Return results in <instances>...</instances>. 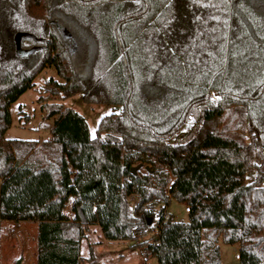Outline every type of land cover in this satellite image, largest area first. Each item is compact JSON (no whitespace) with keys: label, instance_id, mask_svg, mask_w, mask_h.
I'll return each instance as SVG.
<instances>
[{"label":"trees","instance_id":"trees-1","mask_svg":"<svg viewBox=\"0 0 264 264\" xmlns=\"http://www.w3.org/2000/svg\"><path fill=\"white\" fill-rule=\"evenodd\" d=\"M47 66L49 99L117 107L95 136L57 104L48 139L5 137ZM6 221L37 223L36 264H96L91 225L110 241L154 228L145 262L221 264V242L264 264V0H0V240Z\"/></svg>","mask_w":264,"mask_h":264},{"label":"rangeland","instance_id":"rangeland-1","mask_svg":"<svg viewBox=\"0 0 264 264\" xmlns=\"http://www.w3.org/2000/svg\"><path fill=\"white\" fill-rule=\"evenodd\" d=\"M25 48L27 44H23ZM50 78L61 81L52 66L45 67L33 80V86L27 89L10 107L11 125L5 132L8 139L46 140L50 137V129L55 117H49L48 112L54 105L61 104L63 108H70L81 114L87 121L91 136H95L99 119L106 114L117 110V107L108 104H87L82 101L81 94L64 99H49L45 92V84ZM145 171L144 167L142 168ZM75 198L71 195L63 204L62 215L69 220H76L72 209ZM132 206V204H131ZM186 205L171 200L165 209L167 216L175 220L186 219L184 212ZM70 213V214H69ZM29 225L18 227V230L3 228L0 240V264H22L25 259L30 262L35 257L34 229L37 232V223L27 222ZM155 237V229L145 235H134L133 240L110 241L103 238L100 227L91 225L81 240L80 254L84 259L92 257L96 264H144L142 248L138 243ZM222 264H237L233 261L234 248L231 245L221 244ZM93 253V254H92ZM235 256V255H234ZM157 264L156 259H149ZM81 264H88L81 262Z\"/></svg>","mask_w":264,"mask_h":264},{"label":"crops","instance_id":"crops-1","mask_svg":"<svg viewBox=\"0 0 264 264\" xmlns=\"http://www.w3.org/2000/svg\"><path fill=\"white\" fill-rule=\"evenodd\" d=\"M70 214V213H69ZM63 219H65V220H68L69 221V219H66L64 216H63ZM24 225H29L30 226V224H27V222H21V223H19V224H17V223H14V222H12V221H6L5 223H4V226L5 227H8L9 229H14V230H18V227H23ZM33 238L35 239V237H36V231H35V229H34V234H33ZM221 242H219L218 243V245H219V249H220V247H221ZM231 247H233L235 250H234V253H233V258H234V255L238 252V247H237V245H231ZM36 252V251H35ZM220 258H221V250H220ZM233 261H236L235 259H233ZM22 264H36V256L33 258V261H29L28 259H25L23 262H22ZM221 264H222V259H221Z\"/></svg>","mask_w":264,"mask_h":264},{"label":"water","instance_id":"water-1","mask_svg":"<svg viewBox=\"0 0 264 264\" xmlns=\"http://www.w3.org/2000/svg\"><path fill=\"white\" fill-rule=\"evenodd\" d=\"M15 44L17 50H20L21 53H24L23 50L20 49V36L15 37ZM139 168V165L132 167V171L135 172ZM144 169H148V166H145ZM148 223H151V219H148Z\"/></svg>","mask_w":264,"mask_h":264},{"label":"built area","instance_id":"built-area-1","mask_svg":"<svg viewBox=\"0 0 264 264\" xmlns=\"http://www.w3.org/2000/svg\"><path fill=\"white\" fill-rule=\"evenodd\" d=\"M184 210H185V212H188L189 207L186 206ZM234 259H235V260H238V259H239V255H238V253L235 254ZM144 264H152V262H151L150 260H148V261H146ZM157 264H158V263H157Z\"/></svg>","mask_w":264,"mask_h":264}]
</instances>
